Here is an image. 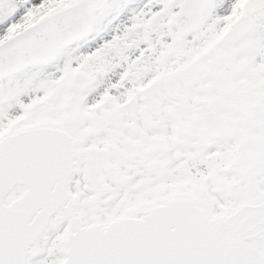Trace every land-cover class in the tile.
<instances>
[{
  "label": "snow or ice",
  "instance_id": "obj_1",
  "mask_svg": "<svg viewBox=\"0 0 264 264\" xmlns=\"http://www.w3.org/2000/svg\"><path fill=\"white\" fill-rule=\"evenodd\" d=\"M0 264H264V0H0Z\"/></svg>",
  "mask_w": 264,
  "mask_h": 264
}]
</instances>
